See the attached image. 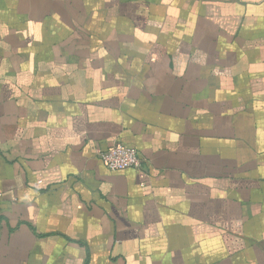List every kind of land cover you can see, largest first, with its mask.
Listing matches in <instances>:
<instances>
[{"label":"crops","instance_id":"obj_1","mask_svg":"<svg viewBox=\"0 0 264 264\" xmlns=\"http://www.w3.org/2000/svg\"><path fill=\"white\" fill-rule=\"evenodd\" d=\"M0 264H264V0H0Z\"/></svg>","mask_w":264,"mask_h":264},{"label":"built area","instance_id":"obj_2","mask_svg":"<svg viewBox=\"0 0 264 264\" xmlns=\"http://www.w3.org/2000/svg\"><path fill=\"white\" fill-rule=\"evenodd\" d=\"M98 158L110 171H123L127 169H140L142 159L136 149L115 143L105 151L97 150Z\"/></svg>","mask_w":264,"mask_h":264}]
</instances>
